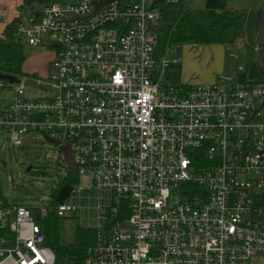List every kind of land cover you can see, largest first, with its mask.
Wrapping results in <instances>:
<instances>
[{
  "label": "built area",
  "instance_id": "2783aa9c",
  "mask_svg": "<svg viewBox=\"0 0 264 264\" xmlns=\"http://www.w3.org/2000/svg\"><path fill=\"white\" fill-rule=\"evenodd\" d=\"M96 1L21 16L16 35L55 57L47 78L29 76L36 94L26 76L0 78V139L15 146L42 132L67 175L101 192L81 264H248L264 253V70L244 82L164 84L180 57L155 52L158 2L111 0L93 12ZM65 200L58 216L75 209ZM45 208L0 191V264H57L35 217Z\"/></svg>",
  "mask_w": 264,
  "mask_h": 264
},
{
  "label": "rangeland",
  "instance_id": "374dc122",
  "mask_svg": "<svg viewBox=\"0 0 264 264\" xmlns=\"http://www.w3.org/2000/svg\"><path fill=\"white\" fill-rule=\"evenodd\" d=\"M56 1L68 2L72 0ZM186 1L192 8L204 7V0ZM248 1L237 0L236 3L243 9ZM37 5L35 4L34 7H38ZM225 5H227L226 1ZM5 7L7 8V5ZM29 13V9L24 10V14ZM10 15L0 18V31L2 25L10 19ZM20 38L23 43L25 59L20 65L12 64L11 73L20 78L26 76L28 92L36 94L40 87L29 76L47 78L55 52L52 46L28 44L23 37ZM258 41L264 42V24ZM251 42L253 45L260 44L253 38ZM210 45L179 43L167 46L164 56L181 57V61L166 69L161 77V82L168 85L227 84L236 79V73L233 77L230 76L234 68L241 71L244 65L253 63L258 68L264 69L263 47L254 49L251 53L246 47L237 48L236 44H224L219 47ZM2 93L3 90L0 88V94ZM20 140V145L10 146L8 142L0 139V191L14 201L26 205L44 206L47 213L48 209L52 210L50 201L54 194L57 195L59 187L65 183L72 184L76 191L70 193L65 201L74 205L75 209L69 216L58 217L60 242H72L78 226L95 228L99 222L97 203L105 202V199L100 197L101 192L88 187L89 181L86 176L67 175L66 169L58 162L57 151L51 147L42 132L31 131L21 134ZM1 160L6 164H2ZM30 164L33 165L32 170L25 172L26 167ZM175 199L177 198H173V200ZM44 215L37 220L39 224L44 220ZM248 264H264V253L251 257Z\"/></svg>",
  "mask_w": 264,
  "mask_h": 264
},
{
  "label": "trees",
  "instance_id": "16d2710c",
  "mask_svg": "<svg viewBox=\"0 0 264 264\" xmlns=\"http://www.w3.org/2000/svg\"><path fill=\"white\" fill-rule=\"evenodd\" d=\"M160 9L159 24L162 29L156 32L155 52L163 55L170 44H225L232 45L244 35V12L225 5V0H204L203 8H192L186 0L176 3L158 2ZM22 15H17L5 24L0 34V73H11L12 64H21L25 55L21 38L16 35V28ZM255 32V27L252 30ZM249 52L253 47L245 46ZM262 75L261 67L247 63L236 79L244 82ZM52 210L44 215L40 227L45 242L55 253L57 264H81L86 256L87 246L94 242L97 229L80 227L75 230L72 242L63 243L59 238L56 195L50 201Z\"/></svg>",
  "mask_w": 264,
  "mask_h": 264
},
{
  "label": "crops",
  "instance_id": "0c3cea01",
  "mask_svg": "<svg viewBox=\"0 0 264 264\" xmlns=\"http://www.w3.org/2000/svg\"><path fill=\"white\" fill-rule=\"evenodd\" d=\"M50 1H56V0H0V8L2 10H4V12H5V14L2 15L1 17L6 16L8 14H11L10 19L6 22V23H8L9 21H11V19L13 17H15L17 15H25L24 14L25 9H29V11L31 9H40L43 5H45L46 3L50 2ZM225 1L227 4L226 5L227 7L232 8V9L243 10V12H244V19H243L244 35L234 43V44H236V47L237 48H243L246 45H250L253 47V51H254V49H257V48L260 49V47L264 48V42L258 41L259 37H260V32H261V29H262L264 23L262 24L258 38L256 39L257 43H260V44L259 45H253L251 42V39L252 38L254 39V34L252 33V30H253V27H255L257 10H258L260 4L264 0H249L247 2V5H245V7H243V9H241L240 6L238 5V3H236L237 0H225ZM227 1H228V3H227ZM35 4L36 5L38 4L37 5L38 7H34ZM6 5H7V8L5 7ZM6 23H4L2 25L0 34H1ZM252 34H253V37H252ZM220 45H224V44H215L214 43V44H211L210 46H213V47L218 46L219 47ZM180 61H181V57H180ZM242 70H243V68H242ZM263 70L264 69H262V71ZM241 71L237 70L236 73L241 72Z\"/></svg>",
  "mask_w": 264,
  "mask_h": 264
},
{
  "label": "water",
  "instance_id": "95a60500",
  "mask_svg": "<svg viewBox=\"0 0 264 264\" xmlns=\"http://www.w3.org/2000/svg\"><path fill=\"white\" fill-rule=\"evenodd\" d=\"M111 0H100V1H96L95 2V7H94V11L95 12L102 4L108 3ZM162 0H153L154 3L159 2ZM264 23V1L260 4L258 10H257V16H256V22H255V32H254V39L256 40L258 38L260 29L262 24ZM150 27L155 30V31H160L162 29V25L161 24H150ZM46 38V35H45ZM45 42V41H44ZM237 69L234 68L231 72V77H233L236 73ZM0 78L1 79H6L10 82L16 81V77L14 75H10V74H3L0 73ZM48 139L50 141H53L54 143H58L56 140H53L52 138ZM65 149V159L68 163L69 167L73 166V160H72V154L71 151L68 148V145L64 146ZM2 164H5V161H2ZM31 166L28 165L25 169V172H29L30 171ZM71 175L74 176L75 175V170L72 169L71 170ZM72 190V186L69 183H65L63 185H61L58 189L57 195H56V201L57 203H62L69 195L70 192ZM38 198V197H37ZM35 217L36 219H40L41 215L39 212L35 213Z\"/></svg>",
  "mask_w": 264,
  "mask_h": 264
},
{
  "label": "flooded vegetation",
  "instance_id": "af4514ba",
  "mask_svg": "<svg viewBox=\"0 0 264 264\" xmlns=\"http://www.w3.org/2000/svg\"><path fill=\"white\" fill-rule=\"evenodd\" d=\"M30 166H31V168H30V171H31V170H32V168H33V165H31V164H30Z\"/></svg>",
  "mask_w": 264,
  "mask_h": 264
}]
</instances>
